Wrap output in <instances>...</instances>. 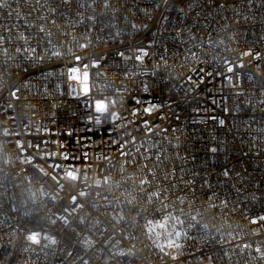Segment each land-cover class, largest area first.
<instances>
[{
  "label": "built area",
  "instance_id": "obj_1",
  "mask_svg": "<svg viewBox=\"0 0 264 264\" xmlns=\"http://www.w3.org/2000/svg\"><path fill=\"white\" fill-rule=\"evenodd\" d=\"M262 217L264 0H0V264H264Z\"/></svg>",
  "mask_w": 264,
  "mask_h": 264
},
{
  "label": "snow or ice",
  "instance_id": "obj_2",
  "mask_svg": "<svg viewBox=\"0 0 264 264\" xmlns=\"http://www.w3.org/2000/svg\"><path fill=\"white\" fill-rule=\"evenodd\" d=\"M140 52H141V54L137 56V60L138 61L139 60H142V58H143L144 55H147V52L145 50H140ZM78 62H79V58H77V63ZM93 66L96 67L98 65L94 64ZM84 67L86 68L87 65H85ZM228 71H232V68H229ZM88 78H89V76H88V73L87 72H85L83 74V76H80L79 69L78 68H75L74 67V68H70L69 69V79H75V80H77L78 82L81 83V87H80L79 91L83 95H87L89 93V91H90V88L88 86ZM73 91H76V89H73ZM106 107H107V105L104 102H102V101H96V102L93 103L92 110L94 112H96V114H97L96 115V122L97 123H100L101 122L100 121V116L106 110ZM143 111H144V113L151 115L153 109L150 108V107H145L143 109ZM89 123H91V119H89ZM211 151L212 152H215L216 149L215 148H212ZM227 174H228V172L225 171V175H227ZM261 219H264V217H262ZM253 222L256 223L257 221H253ZM176 236H177V238H179L180 233H176ZM169 243L170 244H173V242H171V241H169ZM173 246L179 247L180 245L179 244H173Z\"/></svg>",
  "mask_w": 264,
  "mask_h": 264
}]
</instances>
